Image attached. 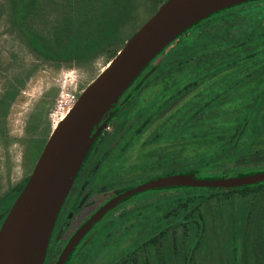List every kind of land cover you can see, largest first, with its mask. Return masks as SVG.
<instances>
[{
    "label": "trees",
    "instance_id": "obj_1",
    "mask_svg": "<svg viewBox=\"0 0 264 264\" xmlns=\"http://www.w3.org/2000/svg\"><path fill=\"white\" fill-rule=\"evenodd\" d=\"M166 1L162 0V4ZM126 2L127 0H75L64 11L50 38L28 34V43L33 50L46 57L65 62L87 63L107 51L110 63L129 39L120 40V27L130 13ZM42 3L43 0H29L20 7L16 2V11L20 8L21 15L34 14ZM232 14H238V17L249 21L248 29L240 37L226 39L217 34L199 35L206 28L218 26ZM187 36L189 37L184 40ZM166 52L170 54L164 57ZM197 59L199 64L186 80L184 89H179L186 97L181 98L175 108L183 114L179 128L172 134L166 132L153 139L148 145L155 143L156 146L160 142H203L216 137L217 131L221 129H227L228 137L220 147L201 154L184 167L133 181L117 190V194L174 174H194L197 179L220 180L264 172V84L261 87L248 88L249 79L263 76V71L243 75L222 93L217 91V87L241 74L249 66H258L257 70L264 68V1L218 13L189 30L159 56L125 94L122 101L127 105L159 75ZM210 94L212 95L209 97ZM248 94L252 100L245 112L220 117L216 114L221 108ZM121 111L118 110L116 116ZM147 126L149 125L145 124ZM202 127L210 130L203 132ZM145 150L143 158H146L149 151ZM28 180L29 178L8 195L1 221L7 217ZM249 194L264 195V183L230 190L175 187L135 196L123 207L131 205L128 211L123 208L118 210L122 212L120 215L113 213L101 225L99 240L111 227L133 216L139 217V235L124 252L108 264L120 261H125L126 264H147L146 258H138V254L145 253L148 244H160L161 239L168 243L167 251L174 256L177 254L182 264H193L195 255L203 246L206 210L214 201L220 204L226 197H232L235 203L228 237V264H241L239 255L246 212L244 203L237 199ZM150 198L159 199L146 203ZM150 224H154L157 229L152 231L153 225Z\"/></svg>",
    "mask_w": 264,
    "mask_h": 264
},
{
    "label": "rangeland",
    "instance_id": "obj_2",
    "mask_svg": "<svg viewBox=\"0 0 264 264\" xmlns=\"http://www.w3.org/2000/svg\"><path fill=\"white\" fill-rule=\"evenodd\" d=\"M28 1L0 0V209L5 206L8 195L31 176L48 139L57 127L51 115L59 103L61 92H70L79 98L107 68L110 60L107 51L93 61L82 63L59 61L33 50L28 43V34L50 38L64 11L75 0H43L36 13L21 15L20 8L16 11V2L22 7ZM126 4L130 13L120 27L122 41L130 38L158 11L162 0H127ZM238 16L232 14L218 26L206 28L199 35L217 34L226 39L240 37L248 29L249 21ZM170 52H166L164 57L169 56ZM198 64V59L193 60L159 75L122 113L118 122L124 125L144 107L153 105L149 113L133 126L134 132L144 123L149 125V129L141 137L138 148L132 152L127 167H121L116 172L115 182H133L164 171L178 170L201 154L220 147L228 137L227 129H221L217 131L216 137L203 142H160L156 146L155 143L147 148L145 146L147 142L166 132L172 134L179 128L183 114L175 108L185 96L179 89H184L186 80ZM257 69L258 66H249L217 87V91L222 93L243 75L258 71H263V76L249 79L248 88L261 87L264 84V68ZM251 100L248 94L221 108L216 114L220 117L243 113L248 110ZM207 129L202 127L201 131L210 130ZM144 148L145 151L149 150L146 158L142 156ZM112 194L108 191L97 195L93 198L94 203L98 204L105 196ZM231 198H223L220 204L214 201L206 210L203 246L195 255L193 264H228V237L235 207ZM158 199L150 198L146 203ZM237 201L244 203L246 212L240 263L264 264V195L239 196ZM130 208L131 205L123 209L128 211ZM121 213L117 211L116 215ZM138 218V215L133 216L105 232L98 243L100 264L112 262L139 235ZM150 225H153L152 231L157 229L154 224ZM167 245L163 239L160 244H148V250L138 254V258H146L147 264H182L177 254L174 256L167 251ZM126 263L120 261L113 264Z\"/></svg>",
    "mask_w": 264,
    "mask_h": 264
},
{
    "label": "water",
    "instance_id": "obj_3",
    "mask_svg": "<svg viewBox=\"0 0 264 264\" xmlns=\"http://www.w3.org/2000/svg\"><path fill=\"white\" fill-rule=\"evenodd\" d=\"M264 0H167L82 92L52 132L24 189L0 228V264H44L58 215L92 148L123 105V97L159 56L189 30L226 10ZM264 183V172L220 180L174 174L140 184L102 206L70 239L65 264L94 224L128 199L175 187L230 190Z\"/></svg>",
    "mask_w": 264,
    "mask_h": 264
},
{
    "label": "flooded vegetation",
    "instance_id": "obj_4",
    "mask_svg": "<svg viewBox=\"0 0 264 264\" xmlns=\"http://www.w3.org/2000/svg\"><path fill=\"white\" fill-rule=\"evenodd\" d=\"M133 100H130L127 105L123 101V105L119 109L122 111L118 116L115 115L108 124L107 129L99 137L83 164L58 215L44 264H57L70 239L80 228L109 200L119 195L117 190L132 183L115 182L114 176L121 167H127L131 161L132 152L138 148L141 137L148 131L149 126L145 127L146 123L136 132L133 131V126L139 119L141 120L143 116L147 115L153 106L147 105L135 118H131L123 125L118 121L121 120L122 113H125ZM145 146L146 148L149 146L148 142ZM108 191L113 192V194L105 196L98 204L94 203L93 198ZM128 200L93 225L92 229L75 246L65 264H100L98 243L101 225L113 213L126 206ZM3 210L4 207L0 209V222L2 224L5 220L1 221Z\"/></svg>",
    "mask_w": 264,
    "mask_h": 264
},
{
    "label": "built area",
    "instance_id": "obj_5",
    "mask_svg": "<svg viewBox=\"0 0 264 264\" xmlns=\"http://www.w3.org/2000/svg\"><path fill=\"white\" fill-rule=\"evenodd\" d=\"M78 97L73 93L62 91L60 94V100L55 111L52 113L51 118L53 122L58 126V124L65 119V117L72 110L76 104Z\"/></svg>",
    "mask_w": 264,
    "mask_h": 264
}]
</instances>
